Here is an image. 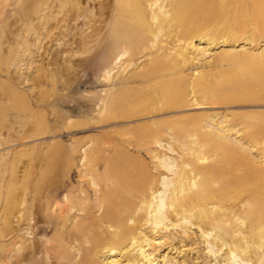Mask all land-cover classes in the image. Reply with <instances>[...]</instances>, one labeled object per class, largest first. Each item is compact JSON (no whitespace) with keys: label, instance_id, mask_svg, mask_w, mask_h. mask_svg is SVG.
I'll use <instances>...</instances> for the list:
<instances>
[{"label":"bare ground","instance_id":"obj_1","mask_svg":"<svg viewBox=\"0 0 264 264\" xmlns=\"http://www.w3.org/2000/svg\"><path fill=\"white\" fill-rule=\"evenodd\" d=\"M90 1L57 2L58 14L62 15L66 3L70 9L64 15L61 29H67L61 39L71 37L42 66L32 85L43 89V85L64 81L72 86L78 68L107 64L114 58L120 64L127 54L135 57L146 52L149 62L116 82L114 77L106 78L112 81V88L98 115L91 119L123 128L88 142L92 145L84 150L81 170L72 168L73 163L88 143L78 141L65 154L60 143L50 156L59 164L51 184L48 178L32 176L10 180L2 228L15 251L8 264H105L102 258L109 260L113 255L128 264H158L155 253L177 239L174 228L182 229L177 248L182 254L192 242L193 227L201 230L203 243L207 241L218 251L226 247L223 261L236 255L249 264H264V164L252 159L249 147L231 141L232 132L238 134L239 130L213 123L211 115L183 114L191 106L233 101L236 90L232 86L244 95H258L259 87L264 88V79L237 86L239 83L229 77L213 81L204 72L194 79L183 75L188 61L185 52L198 49L195 37H208L209 43L223 37L226 41L227 36L234 41L250 26L263 30L264 0H145L152 11L151 20L143 0H99L96 5ZM38 10L33 3L25 8L29 24ZM220 16L224 19L216 23ZM82 18L91 31L76 38L72 32ZM118 45L123 53L117 51ZM75 52L83 55L76 57ZM62 54H67L64 61L59 57ZM31 57H35L33 53ZM131 63L124 62L122 74ZM25 64L29 69L32 63L25 59ZM137 82L141 85H135ZM192 93L195 100L189 99ZM78 108L77 113L82 114L73 110L69 115L91 114L82 105ZM136 119L142 124L134 126ZM263 120L258 116L257 123L244 129L263 134ZM86 125L76 123L72 128ZM169 151L178 158H168ZM76 175L80 187L75 186ZM48 187L51 192L46 193ZM168 222L167 227L173 229L162 226ZM24 228L34 235L32 243H27ZM201 243L192 244L199 247L198 252Z\"/></svg>","mask_w":264,"mask_h":264},{"label":"rangeland","instance_id":"obj_2","mask_svg":"<svg viewBox=\"0 0 264 264\" xmlns=\"http://www.w3.org/2000/svg\"><path fill=\"white\" fill-rule=\"evenodd\" d=\"M58 1L0 0V264H8L15 253V251H12L13 245L10 243V237L2 233L7 187L10 180L13 177L32 176L38 180L48 178L51 184L57 176V166L59 165L54 160H50V156L56 152L54 146L61 143L64 147L63 154H65L67 148L69 146L75 147L78 141H81L84 145L92 139H100V136L105 133H113L122 129L123 126L110 125L111 123L98 124L91 119L92 115H98L102 107V100L106 97L107 91L112 88V81H108L106 78L114 77L116 82L123 76L139 71L141 66L149 62V55H146V52L135 57H130L127 54L120 64H116L114 58L107 64L97 62L86 68H78V77H76V81H73L72 86L70 84L66 85L64 81L55 86L43 85V89L32 85V79L41 73L42 66H46L52 55L60 50L68 38L71 37L67 36L64 40L61 39L63 31L65 32L67 29L66 27L61 29L65 23L63 19L66 17L64 15H67L70 9L66 3L63 8L65 14H58ZM63 1L67 2L69 0ZM98 1L91 0L90 2L92 5H96ZM143 1L144 11L147 12L148 20H151L152 11L150 6L145 0ZM30 3H33L37 10L40 9L35 15L36 18L32 19L34 20L32 24L27 22L28 19L25 16V8ZM72 3L77 4L78 0H72ZM153 9H155V6ZM220 19L223 20L224 16L216 18L215 22H220ZM83 22L82 18L78 22V29L72 32L73 35L76 34V38L79 35L85 36L91 31ZM248 29L242 34L243 36L239 35L234 41L227 36L226 41H224L226 37H223L224 39L220 38L218 41L215 40L209 43L208 37L203 39L195 37L193 42L198 49H189L185 52L184 57L188 61H186L185 66L183 64V75L189 79H194L199 72H204L213 81H222L221 77H223V80L229 77L228 80L234 81L235 84L239 82L241 84L242 82L254 84L264 79V63H262L264 62V56L261 55L264 52V29L260 32L255 31L254 26H250ZM68 46L71 47L70 43ZM28 49L35 56L31 57V60L29 58L31 53ZM116 49L118 52L123 53L120 45ZM66 55L62 54L59 57L63 56L62 61H64ZM82 55V52H75L76 57ZM260 55L263 60L259 58ZM25 59L26 61L29 60V65L32 63L29 69L28 65L25 64ZM128 60H132V63L122 74L123 69L126 67L124 62ZM249 60L253 62L250 63ZM240 83L237 86H240ZM135 85H141V83L137 82ZM233 87L232 90H236L234 91L233 101L214 104L215 106H191L186 108L183 114L211 115L214 118L213 123H222L225 129L230 126V128L239 130L238 134L235 133L236 131L232 132L231 141L234 143L241 142L243 146L249 147V154L252 159L255 158L256 161L264 164V137H261L264 133L262 134L258 130L246 131L244 129L245 126L257 123L258 116L264 118V88L259 87L260 92L258 95L256 93L251 94V92L244 95ZM221 90L224 91L225 88ZM203 94L201 93V95ZM189 97V99H196L193 93ZM38 98L40 101L37 100ZM81 105L83 110L89 109L91 114L87 116L86 113L76 117L69 115L73 110L76 113L79 112L78 106L81 107ZM62 113L67 115L61 116ZM168 118H161L160 120L164 121ZM76 123H87L88 125L73 129L72 127ZM262 123L264 124V120ZM141 124L142 122L136 119L134 126ZM259 139H261L263 145ZM91 145L92 143H88L87 146L83 147L80 152L81 157L79 156L74 161V167L72 168L76 171L81 170L83 167L84 159L82 156H84V150ZM162 145H167V142H163ZM167 147H170V145H167ZM167 156L174 160L178 158L177 153L170 151ZM66 165V162L62 164L65 173L68 171ZM152 166L154 165L151 164L150 168ZM169 178L172 177L169 176ZM74 180L77 181L75 186L80 187L78 175L74 177ZM51 188L48 187L46 193L51 192ZM158 196L160 197V195ZM162 196V199H167V196ZM65 197L66 193L62 199H65ZM183 223L185 225L187 221ZM130 224H133V221ZM166 224L170 223H165L162 226L167 227ZM32 226H34V222H32ZM167 228L173 229L172 226ZM26 231L24 228L22 233L26 234L27 243H32L35 240L34 235L30 234L31 231L28 234ZM181 232L182 229L174 228L173 233L177 234V239L171 240L170 243L159 249V252L155 253L157 259L155 263L192 264L194 261L197 264H249L241 256L236 255H231V260L223 261L227 253L226 247L222 251H218L217 247H213L207 241L203 243L205 237L201 238V230L195 227L191 231L193 235L192 242L188 247L183 248V253L180 254V250L177 248L180 245L178 235ZM206 239L211 241L212 236H208ZM194 242H202L201 245H198L201 248L200 252H198L199 247L196 244L192 245ZM19 247L20 245L16 246V249ZM102 260L105 264L112 261L114 263L118 260L122 261V264H128L124 258L115 255L109 260H105L104 257Z\"/></svg>","mask_w":264,"mask_h":264}]
</instances>
